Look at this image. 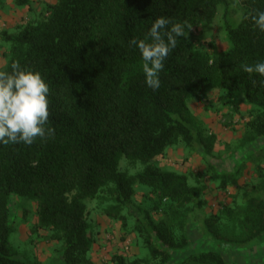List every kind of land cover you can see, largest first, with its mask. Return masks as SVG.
Segmentation results:
<instances>
[{
  "label": "trees",
  "instance_id": "1",
  "mask_svg": "<svg viewBox=\"0 0 264 264\" xmlns=\"http://www.w3.org/2000/svg\"><path fill=\"white\" fill-rule=\"evenodd\" d=\"M12 1L18 7L32 3ZM6 2L0 0V9ZM220 6L229 45L203 48L193 32L210 24ZM256 9L264 11V0H56L39 18L2 28L7 60L0 71L11 72L19 61L24 70L42 75L50 88L46 127L55 135L31 145L0 143V264H47L19 255L12 245V195L36 201L33 229L60 243L64 264H96L90 256L88 199L102 203L103 213L120 220L148 249V255L133 258L115 253L112 264H231L223 246L263 238L264 146L250 153L256 161L251 182L240 183L242 164L224 171L208 161L205 172L220 180L219 189L238 187L218 211L206 210L202 173L192 183L189 173L155 160L179 144L212 153L217 137L190 103L214 89L226 93L237 109L240 100L248 105L245 132L235 148L264 138V76L242 68L264 62V32L248 18ZM238 10L243 16L233 24ZM161 16L186 22L191 30L186 27V38L177 39L159 73L161 87L153 90L145 83L141 53L130 41L150 42L147 34ZM123 157L130 166H144L135 173L121 169ZM138 183L149 187L147 207L135 201ZM195 224L218 247L188 252ZM177 252L184 255L176 259Z\"/></svg>",
  "mask_w": 264,
  "mask_h": 264
},
{
  "label": "rangeland",
  "instance_id": "2",
  "mask_svg": "<svg viewBox=\"0 0 264 264\" xmlns=\"http://www.w3.org/2000/svg\"><path fill=\"white\" fill-rule=\"evenodd\" d=\"M54 1L56 0H32L30 6L18 7L12 0H7L6 5L0 9V31L4 27L14 29L21 23L39 18L45 12L46 4ZM237 13L238 18L234 14L233 24H237L243 16L242 10H238ZM225 18L224 8L220 6L210 24L203 23L193 32L194 42L203 48H209L211 43L220 49L226 48L229 42L226 36ZM5 50L0 38V66H3L7 60ZM190 105L217 137L212 153L205 154L199 148L192 150L179 144L169 147L165 155L156 157L155 160L163 167L189 173L192 183H195L196 173H202L198 176L206 185V210L218 211L222 202L229 203L232 200V195L238 191V187L232 184L225 191L219 189L216 185L220 180L214 181L212 174L205 172L208 161L217 170L224 171L234 170L242 164L244 166L240 183L251 182L256 178V161L250 155L257 154L258 149L264 146V138L247 147L235 148L245 132L246 118L243 114L247 113L248 105L240 100L237 109L229 102L227 94L223 91L211 90L206 97L199 96L191 100ZM143 166L141 162L130 166L126 157L120 161V168H128L132 173L140 171ZM135 187L137 190L135 201L147 207L150 204L147 197L149 187L139 183ZM262 196L264 197V193ZM9 205L10 220L13 224L10 241L19 255H26L32 259L36 257L47 264H64L61 252L57 250L60 243L51 239L45 230L33 229V224L37 221L36 201L24 196L12 195ZM87 205L88 220L94 237L90 256L96 264H112L111 256L115 253H122L129 258L148 255V249L141 238L135 232H125L120 220L112 219L103 213L102 203L97 199H88ZM154 215L159 217V213ZM191 236L188 252L210 246L218 247L197 224L191 227ZM221 250L231 264H264V237L243 246L227 244ZM183 255V252H177L175 258L179 259Z\"/></svg>",
  "mask_w": 264,
  "mask_h": 264
},
{
  "label": "clouds",
  "instance_id": "3",
  "mask_svg": "<svg viewBox=\"0 0 264 264\" xmlns=\"http://www.w3.org/2000/svg\"><path fill=\"white\" fill-rule=\"evenodd\" d=\"M252 24L264 32V11L256 9L248 17ZM184 23H172L170 18L155 19L149 32V40L133 39L142 56L145 83L153 90L161 87L159 73L164 61L176 47L177 39L186 38ZM248 74L264 76V62L254 66L243 64ZM11 72L0 71V143L31 145L37 138L47 140L55 135V129L46 127L49 121V85L39 72L24 70L19 61L11 65Z\"/></svg>",
  "mask_w": 264,
  "mask_h": 264
}]
</instances>
